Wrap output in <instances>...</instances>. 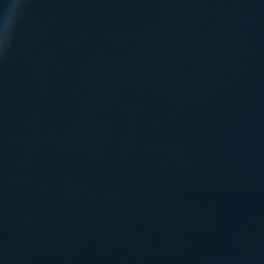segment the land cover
<instances>
[{
	"label": "water",
	"instance_id": "1",
	"mask_svg": "<svg viewBox=\"0 0 264 264\" xmlns=\"http://www.w3.org/2000/svg\"><path fill=\"white\" fill-rule=\"evenodd\" d=\"M0 0V264H264V0Z\"/></svg>",
	"mask_w": 264,
	"mask_h": 264
},
{
	"label": "clouds",
	"instance_id": "2",
	"mask_svg": "<svg viewBox=\"0 0 264 264\" xmlns=\"http://www.w3.org/2000/svg\"><path fill=\"white\" fill-rule=\"evenodd\" d=\"M20 6V0H17V3L13 5V10L15 11L16 8Z\"/></svg>",
	"mask_w": 264,
	"mask_h": 264
}]
</instances>
